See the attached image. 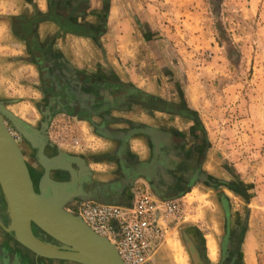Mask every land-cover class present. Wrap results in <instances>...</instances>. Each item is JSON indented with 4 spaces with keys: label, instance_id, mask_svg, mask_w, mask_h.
<instances>
[{
    "label": "crops",
    "instance_id": "0c3cea01",
    "mask_svg": "<svg viewBox=\"0 0 264 264\" xmlns=\"http://www.w3.org/2000/svg\"><path fill=\"white\" fill-rule=\"evenodd\" d=\"M166 15L165 0H0V55L39 78L42 120L24 123L40 129L49 113L36 143L49 166H61L49 179L75 195L65 211L97 197L116 206H129L136 194L180 200L208 184L204 82L181 64ZM216 59L207 67L213 80ZM16 142L24 160L22 144L37 155L20 135ZM43 180L36 189L48 195ZM247 222L230 218L215 234L195 229L187 239L201 241L197 262L259 264L264 248L252 245L260 237Z\"/></svg>",
    "mask_w": 264,
    "mask_h": 264
},
{
    "label": "rangeland",
    "instance_id": "374dc122",
    "mask_svg": "<svg viewBox=\"0 0 264 264\" xmlns=\"http://www.w3.org/2000/svg\"><path fill=\"white\" fill-rule=\"evenodd\" d=\"M165 1L168 30L175 36L181 64L191 66L204 82L199 111L205 136L201 163L213 184L194 185L179 200L181 211L166 224L164 241L149 264H175L171 250L175 243L189 264L187 236L195 229L220 233L234 217L248 221L250 232L260 237L252 245L264 248V0ZM212 46L217 58L215 80L213 71L207 68L215 57L210 53ZM2 56L0 101H11L4 104L5 109L36 127L42 120L40 108L44 107L36 90L41 86L39 78L33 70L16 69ZM4 121L16 142L19 134ZM22 148L25 161L35 169V154L27 145L22 144ZM0 198L4 203L1 193ZM37 232L42 240L55 244ZM7 234L11 237V250L17 253L20 245L11 233ZM260 257L258 263L264 264V255ZM37 262L74 264L39 259Z\"/></svg>",
    "mask_w": 264,
    "mask_h": 264
},
{
    "label": "water",
    "instance_id": "95a60500",
    "mask_svg": "<svg viewBox=\"0 0 264 264\" xmlns=\"http://www.w3.org/2000/svg\"><path fill=\"white\" fill-rule=\"evenodd\" d=\"M43 114L46 118L40 123V129H33L6 111L0 103V160L5 183L11 196V205L13 206L11 211L7 194L0 183L3 197L6 200L8 216L7 227H4L2 224H0V227L6 233H11L17 243L25 247L37 258L41 257L47 260L74 264H123L115 248L106 239L91 231L79 217L69 213L72 217H76L82 226L89 229L94 236L107 242L113 252H110L99 243L86 240L87 238L85 239L83 236L75 234L53 217L52 209L58 208L65 211V208L75 195L65 192L62 184L49 179V170L61 166L58 161L56 162L58 165L49 166V160L42 154V150H39L38 157L45 173L43 183L51 189V193L47 195L45 188H38L36 190L33 186L20 149L9 133L3 118L9 122L11 128L27 143L37 148L38 144L36 140H44L50 117L48 112H44ZM53 161L56 160L53 159ZM81 194L79 193L78 195ZM97 202L101 205L106 204L104 197H97ZM13 219L19 227L18 233L13 227ZM33 227L55 244H51L35 236L32 232ZM185 244L187 251L190 253L191 244L188 242Z\"/></svg>",
    "mask_w": 264,
    "mask_h": 264
},
{
    "label": "built area",
    "instance_id": "2783aa9c",
    "mask_svg": "<svg viewBox=\"0 0 264 264\" xmlns=\"http://www.w3.org/2000/svg\"><path fill=\"white\" fill-rule=\"evenodd\" d=\"M98 236L113 243L123 264H146L164 241L166 224L176 218L179 200L156 201L147 194H136L127 207L86 202L68 208Z\"/></svg>",
    "mask_w": 264,
    "mask_h": 264
},
{
    "label": "flooded vegetation",
    "instance_id": "af4514ba",
    "mask_svg": "<svg viewBox=\"0 0 264 264\" xmlns=\"http://www.w3.org/2000/svg\"><path fill=\"white\" fill-rule=\"evenodd\" d=\"M37 143L39 144V142H37ZM40 144L42 146V141H40ZM40 144L38 145L39 147H40ZM38 148H36V151ZM33 160H34V162H36V165H37L36 168L37 169L39 168L40 170H37L36 168L32 169L27 164L26 161H25V163L27 164V167L29 170V175H30L32 184L34 186L35 184H37L43 180V170H42V166L38 163L39 158L37 155L36 156L34 155ZM37 179H39L38 182H37ZM209 183L213 184L212 182H209ZM35 189H36V185H35ZM0 193H1V191H0ZM1 195H2V193H1ZM86 201H93L95 203L97 202V200H86ZM6 213H7V211L5 210V205L3 203V200H1V198H0V224H2L4 227H6L8 225V218H7ZM32 232L35 236H37L38 232L34 227L32 228ZM12 242L15 243V241H12ZM16 244L19 246V244L17 242H16ZM191 245L194 248L195 252L192 251L191 254L188 253L190 263L191 264H200L199 262H197V260H198V255H199L200 250H201V247H200L201 241L195 240L191 243ZM19 247H20V250L17 252L19 254H17L14 250H11V237L0 227V264H38V262H37L38 259L39 260H47V259H43V258H37L34 256V254L25 250L23 247H21V246H19ZM199 257H201V256L199 255ZM49 261H51V260H49Z\"/></svg>",
    "mask_w": 264,
    "mask_h": 264
},
{
    "label": "bare ground",
    "instance_id": "6f19581e",
    "mask_svg": "<svg viewBox=\"0 0 264 264\" xmlns=\"http://www.w3.org/2000/svg\"><path fill=\"white\" fill-rule=\"evenodd\" d=\"M2 104V103H1ZM3 108H4V105L2 104ZM5 109V108H4ZM6 110V109H5ZM7 111V110H6ZM9 112V111H8ZM11 113V112H10ZM12 114V113H11ZM13 115V114H12ZM14 116V115H13ZM15 117V116H14ZM17 118V117H15ZM18 119V118H17ZM3 120H6L5 118H3ZM21 121V120H20ZM16 143V142H15ZM17 145V144H16ZM35 145V144H33ZM18 146V145H17ZM30 146L32 147V145L30 144ZM19 148V146H18ZM33 149H35V147H32ZM20 149V148H19ZM40 150V148H39ZM39 150L37 151V155H38V152ZM20 152H21V149H20ZM21 155H22V152H21ZM23 156V155H22ZM39 158V157H38ZM23 162L26 166V168L28 169L27 167V164L25 163V160L23 159ZM39 164L43 167V165L40 163V159H39ZM44 170V168H43ZM55 169H50L49 170V173L51 171H54ZM29 172V170H28ZM45 174V173H44ZM0 183L5 191V193L7 194V200L9 202V207L12 211V208L13 206L11 205V196L8 192L9 189H7V185L5 183V178H4V173H3V168H2V163H1V160H0ZM0 190H1V193L3 195V191L0 187ZM4 198V197H3ZM174 200V199H172ZM6 200L4 199V203L6 204L5 202ZM168 201V200H167ZM83 203H86V202H83ZM83 203H79L77 206H79L80 204H83ZM95 203V202H93ZM98 204V203H96ZM101 205V204H99ZM105 205V204H103ZM107 206H116V205H107ZM119 207H127V206H119ZM68 209V208H67ZM66 209V211L68 212V210ZM7 211V210H6ZM65 211H62L60 209H52V214H53V217L58 220L62 225H64V227L68 228L69 230H71L72 232H74L75 234L79 235V236H83L86 240H90V241H93L95 243H99L100 245L104 246L107 250H109L110 252H113L112 251V248L111 246L109 245L110 243L113 245L112 242H110L108 239H106L108 242H110L109 244L107 242H105L104 240L100 239V238H97L96 236H94L90 231L89 229L85 228L84 226H82V224L79 222V220L76 218V217H72L71 215H69V212L67 213ZM71 214V213H70ZM13 216V214H12ZM74 216V215H73ZM75 216L79 217L81 219V217L76 214ZM82 220V219H81ZM83 221V220H82ZM85 224V222H84ZM7 227V226H6ZM13 227L14 229L16 230V232L18 233L19 231V227L17 225V222H15V220L13 219ZM89 228V227H88ZM91 230V229H90ZM92 231V230H91ZM102 238V237H101ZM19 244V243H18ZM20 245V244H19ZM171 245V244H170ZM21 246V245H20ZM114 246V245H113ZM23 247V246H22ZM25 248V247H23ZM115 248V247H114ZM26 249V248H25ZM27 250V249H26ZM116 250V249H115ZM171 250L173 251L174 255H173V258H174V262L175 264H187V260L185 259V257H183V253L180 249V247L175 243V244H172L171 245ZM157 251V250H156ZM155 251V252H156ZM30 252V251H29ZM154 252V253H155ZM117 253V252H116ZM154 253L147 259L146 261V264L148 263V261L150 260V258L154 255ZM33 254V253H32ZM35 256V255H34ZM119 256V255H118ZM36 257V256H35ZM41 258V257H40ZM120 258V257H119ZM45 259V258H43Z\"/></svg>",
    "mask_w": 264,
    "mask_h": 264
}]
</instances>
